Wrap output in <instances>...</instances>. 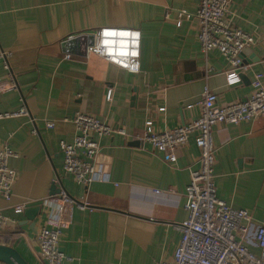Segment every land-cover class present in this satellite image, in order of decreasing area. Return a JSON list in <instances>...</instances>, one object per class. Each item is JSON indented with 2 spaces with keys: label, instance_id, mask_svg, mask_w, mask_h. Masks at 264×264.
I'll return each mask as SVG.
<instances>
[{
  "label": "crops",
  "instance_id": "crops-1",
  "mask_svg": "<svg viewBox=\"0 0 264 264\" xmlns=\"http://www.w3.org/2000/svg\"><path fill=\"white\" fill-rule=\"evenodd\" d=\"M198 4L0 0V47L10 53L9 70L0 61V113L21 105L29 112L0 119V144L18 153L9 159L16 170L12 197L6 201L0 196V211L10 220L0 230V243L16 248L30 264H45L34 235L42 225L51 226L53 211L40 202L55 183L90 206L72 205L64 216L59 249L74 260L62 264H156L172 257L180 240L176 225L187 217L185 188L199 154L193 135L174 163L137 138L104 136L97 158L100 176L108 180L87 186L64 173L59 142L73 139L75 126L63 119L75 113L90 114L127 132L140 133L148 119L156 130H164L200 115L196 103L205 84L219 106L247 99L256 72L263 74L264 85V0H230L234 24L254 37L242 52L248 68L233 85L225 82L229 65L219 50H200ZM106 26L141 32L139 72L86 51L89 36ZM10 72L14 86L9 84ZM108 89L111 100L106 99ZM46 121L54 126L46 127ZM212 143L217 196L233 208L248 210L255 225L264 224V117L217 124ZM22 202L40 206L33 225L24 211L13 212ZM249 248L258 253L253 244Z\"/></svg>",
  "mask_w": 264,
  "mask_h": 264
},
{
  "label": "built area",
  "instance_id": "built-area-1",
  "mask_svg": "<svg viewBox=\"0 0 264 264\" xmlns=\"http://www.w3.org/2000/svg\"><path fill=\"white\" fill-rule=\"evenodd\" d=\"M229 4L230 0H199L196 18L200 50L203 54L213 48L219 50L229 65L224 72L225 82L227 85H233L241 82L242 74L248 68V64L243 63L242 52L254 43V37L234 24ZM176 23L179 25L180 20ZM104 29L139 31L133 28L101 27L96 31L93 43L86 46V51L128 72H139L141 35L139 56L128 57L130 64L139 63V70L133 72L96 51L104 39ZM9 56L10 53L0 47V61L7 70ZM69 56V53L65 55L66 58ZM230 76L238 78L237 81L229 83ZM9 78L10 86H14L11 72ZM262 78L261 72L254 73L250 81L252 94L245 100L222 106L216 104L215 92L205 84L196 103L200 108V115L186 124L170 129L156 130L153 121L148 119L144 122L142 131L134 133L127 132L124 128H115L105 120L90 114L75 113L70 118L65 117L64 121L73 122L76 132L70 142H59L63 154V171L69 174L75 183L84 186L94 180H108L107 175L100 176L102 164L97 157L100 151L99 139L113 133L149 143L152 148L161 152L163 159L169 163L177 160L181 146L193 135L199 154L197 165L190 170V180L185 188L184 208L187 217L176 225L180 240L174 254L170 259L158 260L156 264H264V224L255 225L248 210L233 208L217 196L214 175L215 147L212 143V129L215 125L238 124L258 116L264 117ZM111 94V89H108L107 100H111ZM191 106L192 104L187 105ZM159 110H164V107ZM20 116H29L24 105L17 110L0 113V119ZM45 126L53 127L54 122L46 121ZM32 132L36 133L34 129ZM17 156L18 153L7 143L0 144V196L6 201L12 197V185L16 177V170L9 166V159ZM40 203L51 207L53 214L50 218L51 226L42 225L34 235L39 257L45 264H62L63 261L74 260L59 249L64 216L72 205L86 209L90 208L89 204L86 201L74 200L62 188L58 194L49 195ZM26 205V202L15 205L13 212L22 213ZM9 221L0 211V230ZM251 244L258 248V253L249 248Z\"/></svg>",
  "mask_w": 264,
  "mask_h": 264
},
{
  "label": "clouds",
  "instance_id": "clouds-1",
  "mask_svg": "<svg viewBox=\"0 0 264 264\" xmlns=\"http://www.w3.org/2000/svg\"><path fill=\"white\" fill-rule=\"evenodd\" d=\"M140 35L139 31L104 29L102 32L104 39L97 46L96 51L101 55H107L111 61L127 68L129 71H138L139 63L130 64L128 57L139 56ZM237 79L230 76L229 83H235Z\"/></svg>",
  "mask_w": 264,
  "mask_h": 264
},
{
  "label": "water",
  "instance_id": "water-1",
  "mask_svg": "<svg viewBox=\"0 0 264 264\" xmlns=\"http://www.w3.org/2000/svg\"><path fill=\"white\" fill-rule=\"evenodd\" d=\"M93 41H94V35H90L89 41L87 44H92ZM85 47H86V45H85ZM244 50H245V48H244ZM60 190H61V188L57 187L55 185V183H53L50 186V190H49L50 194L49 195L58 194L60 192ZM39 210H40L39 205L26 207L24 209V215L26 217V220H29L30 223H32V225L34 224V217L36 215H38ZM0 262H3L5 264H30L20 254V252L16 248H14L10 245L2 244V243H0Z\"/></svg>",
  "mask_w": 264,
  "mask_h": 264
}]
</instances>
